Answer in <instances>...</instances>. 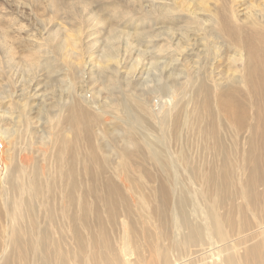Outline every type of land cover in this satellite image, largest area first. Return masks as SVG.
<instances>
[{"label":"bare ground","instance_id":"obj_1","mask_svg":"<svg viewBox=\"0 0 264 264\" xmlns=\"http://www.w3.org/2000/svg\"><path fill=\"white\" fill-rule=\"evenodd\" d=\"M241 5V0L237 7L236 0H193L192 8H183L174 2L155 0L151 9L138 10L140 18L153 19L161 28L166 26L173 32L177 30L171 40L185 38L183 42L189 46H185L189 53L185 55L181 44L172 41L175 47L173 45L170 50L169 46L156 45L148 59L150 64L162 65L164 80H157L155 85L148 87L143 99L138 93L139 98L133 100L134 97L132 102L128 98L130 92L124 94L122 90L119 97L103 102L108 108L106 111L116 116L114 128L119 127L115 136H111V143L106 141L107 138L102 140L106 154L100 153L102 146L99 147L96 140L100 136L98 127L107 121V112L95 115L72 97L56 102L55 106L52 101L50 105L56 109L51 106V116L46 114L48 110L42 112V124L35 121L39 117L30 111L29 106L36 105L30 104V98L34 96L30 81L35 78L33 83L36 85L44 77H55L54 81L58 78L55 75L60 71L51 74L56 61L54 59V65L51 64L49 52L62 47L56 48L55 44L44 52L40 46L36 50L26 48L24 42L19 53L11 47L5 50L9 63L20 60L14 64L17 62L19 66L16 68L19 78L25 80H21L22 84L14 91L18 96L16 100L10 90H4L6 85H0V136L1 141L11 147L3 158L6 172L0 175V264H264V217L257 218L255 213L249 212L254 220L249 218L244 206L250 205L252 210V197L242 187H236L242 177L241 168L248 170L252 187V177L261 173L259 153L264 155V45L258 46L264 40V15L261 14L263 19L259 20L257 15L252 16L249 12L251 8L245 7L241 12ZM122 29H112L107 39H115L126 31L125 35H129L128 30ZM133 32L138 35L136 41L149 35L144 28ZM8 36L7 32L2 33L3 45H10ZM200 41H204L200 44L202 50L197 48ZM109 46L101 51L99 61L101 68L111 69L114 75L123 61L117 46L115 50ZM144 52L139 50L136 54L146 56L147 51ZM200 52L205 57L202 59L205 70L202 71V61H192V65L198 66L185 69L188 60L192 56L198 57ZM176 53L181 58H174ZM168 56L170 60L167 61ZM226 58L229 63L225 65V71L220 70L221 67L218 70L219 61ZM40 66L44 68L40 70L44 74L37 73ZM227 73H230L229 80L220 81ZM105 79L113 84L111 75ZM47 82L46 85L50 84ZM26 83L30 84L28 91ZM124 90L128 92L127 88ZM108 91L104 92L108 94ZM153 92L161 97H154ZM241 93L250 96V106L237 98ZM186 95L189 108L184 101L185 105L181 104V98ZM148 96L161 100L158 112L151 108L152 100ZM250 108L254 117H251ZM37 126L47 128L43 132L37 128L39 141L34 139ZM105 130L100 131L109 133L108 128ZM238 131H242L239 138ZM188 136L195 137L193 145H203L210 151V156H197L196 160V156L183 154L181 149L174 154L171 144L177 140L182 142ZM227 138L236 142L226 143ZM117 140L124 142V146L118 145ZM240 140L249 142L246 150L237 148ZM141 151L161 172L158 199L156 193L158 202L156 200L153 206L140 192L143 185L134 181L132 174L135 172L128 173V169L131 170L127 163L129 154ZM238 156L246 159L247 165L240 168L235 163ZM112 157L114 162L110 161ZM173 161L183 167V175H177ZM92 170L116 174L127 190L122 187L124 191L120 192L121 186L116 188L113 179L111 182L108 177L104 186L108 192L105 203L109 208L117 204L122 194L137 192V195L136 192L130 194L136 196V203L133 199L136 207L131 205L133 212L121 222V241L115 249L107 235L97 241L94 233L87 231L90 235L86 238L79 229L78 222L84 224L86 218L92 216L89 215L93 209L90 210L87 195H91L95 187L85 185L81 178V174L91 175ZM83 188L87 189L83 191ZM117 193L119 197L115 196ZM237 197L243 202L237 203ZM162 205L166 206L165 210L160 209ZM115 217L116 213L110 219ZM66 242L69 243L67 246Z\"/></svg>","mask_w":264,"mask_h":264},{"label":"rangeland","instance_id":"obj_2","mask_svg":"<svg viewBox=\"0 0 264 264\" xmlns=\"http://www.w3.org/2000/svg\"><path fill=\"white\" fill-rule=\"evenodd\" d=\"M136 1H137V4H136L135 0H0V14H1L0 15V62H1L0 63V85H2V86L6 85V88L4 90L5 91L10 90L12 97L14 96L13 98H14V100H16L18 98V96L17 95L15 96L14 91L18 90V88L22 84V81L25 80V78H22V79L19 78L20 76H18V74H17L18 71L16 72V70H17L16 68H18L19 66L17 65V62L15 64H14V62L18 59H15L14 62H11V63L8 62L9 60L6 57L5 50H8L9 47L13 48L17 53H19L22 49V44L24 42H26L25 46H26V44H27V46L29 45V47L26 46V48H34V49L36 48L37 49L40 46V49L44 50V52H45L48 49L51 50V48L56 44L55 47L60 45V47H62V49L60 48V50H59L56 47L57 48L56 51L53 50L52 52H49V55H51V57L49 59H51V62H52L51 64H53V65L56 61V63H55L56 66L54 65L52 67L53 69H52L51 74L54 75L56 72L60 71L61 73L59 72L60 73L59 75L58 74L55 75L58 78H56L54 81L55 77L54 78L50 77L51 80L49 78H46V77H44L45 79L41 77L42 79L39 80L38 84H36V85H35V83H33L35 78H33V80L30 81V83L32 82V90H31L32 94L31 95L32 96L36 95V97L33 96L34 99L32 97L30 98V104L32 102V105L33 104L34 105L36 104V105L32 106V107L29 106V107H30V111L34 114L33 116L39 117L38 119L36 118V120H35L36 122L37 121L40 122L39 124H42V121H43V119H42L43 113L42 112L44 110H46V111L48 110L47 112H49V114L47 112H46V114L51 116V113L53 112L52 107L55 106V103L61 102L62 100L63 101L68 100L67 98L70 99V97H72L73 99H78L81 105H83L84 107H87L88 109H91V111H93V113L95 115L96 114H105V112H107L106 110H108V108H105L103 106V102L104 103L109 102L111 100V97H114V96L119 97L121 95L122 90H123L124 94H128L130 92L128 94V98L130 100H132L134 97L135 98L133 100H135L137 97L139 98L140 94H141L140 96L143 99V97L147 95V94H145V92H146L145 90H147L148 87L155 85L158 81L164 80V76L161 72V69L163 68L162 65H157L155 63L150 64L151 62L149 60L151 58L149 55L152 54L154 50H156V48H155L156 45L161 44V46L162 45H165L167 47L169 46V50H170L173 48V45H174L172 42H174V43L176 42L177 44H181V50H183L182 52L186 51L185 55L187 53H189V51H187L185 49V46L187 45L183 42L185 38H180L179 40L175 39V41H174L173 38L176 35L177 30H174V32H173V30L168 29L166 26H165V28H163V27L161 28V25L158 23H155L153 21V19L152 20L150 19L148 21L147 19H142L139 17L140 13L138 10H140V12H141L142 10L145 9V7L147 10L151 9L152 5L155 4V0H151V1L145 0L143 2H142V0H136ZM166 1L167 2H174L176 5L183 6V8H187V7L192 8V6H193V0H166ZM263 1L264 0H241V2H242V5L240 7L242 9L241 12L245 11V7L247 10L249 8H251V11L252 10L253 11L252 12L249 11V12L252 13V16H254V14H255L258 16V19L261 20V19H263L261 14L264 15L263 14L264 13V9H263L264 2ZM139 2H140V4H139ZM237 2H238V0H236V7H237ZM260 7H262V8L260 9ZM255 12H257V13H255ZM120 28H123L122 30H124V31L128 30L129 35H125L127 33V31H126L122 35L120 34L119 37L117 35V37L115 39L114 38L110 39V40L107 39V37L112 34L111 33L112 29H120ZM142 28H144V31L146 30L150 36L147 35L145 38H142L141 41H136L135 37H137L138 35H136V33H134L133 31H137V30H140ZM162 30H163V32H162ZM169 30H171V31H169ZM3 32L8 33V35H9L8 37H10V39H9L10 45H7V46L3 45V43H2V33ZM155 32H156V34L153 35ZM172 34H173V38L171 40L170 37L172 36ZM158 35H160V36H158ZM155 37H156V39H155ZM159 38H160V40H158ZM104 39L106 41H104ZM144 39H145V41H144ZM152 40H155V41H152ZM108 41H109V43H112V45H110L108 43ZM203 42L200 41V43H198L199 44L197 46V48H199L198 50H202L201 48H203L202 47ZM200 44H202V45H200ZM263 45H264V40L258 43V46L262 47ZM105 46H107V48H108V46H109V48L111 46H113L114 50L117 46V50L120 52L119 57L122 58L121 61H123V64H122L123 67L121 66L120 69H118L119 72L117 70H115L114 75H113L114 71L110 72L111 69L109 70V68H105V69L101 68V61H99V59H100L99 55L101 54V51L104 52V50L107 49ZM99 47H100V49H99ZM174 47H175V45H174ZM187 47L189 48L188 45H187ZM96 48H97V50L98 49L99 50L97 51ZM221 49H222V51L225 50V48H223V47H221ZM139 50L140 51L144 50L145 52L147 51L146 56L145 55L138 56L136 53ZM197 52H199V51H197ZM17 53L15 54V56L17 55ZM179 53L173 54V57L174 58H178V57L181 58V55L178 56ZM52 54L54 56H52ZM76 54H77V56H76ZM180 54H182V53H180ZM225 54H227V52ZM201 56H202V58H201ZM141 57H144V58L142 59ZM148 57H149V59H148ZM40 58H42V57H40ZM168 58H169V56H168ZM191 58L188 60L189 61V62H187L188 64H185V67H184L185 69H186V67L191 68V66H198L196 64L192 65V61H198L200 63V61H202V59H204L205 57L200 52L198 57L192 56ZM54 59H55V61H54ZM137 59H138V61H137L138 64L136 63ZM163 59H165V58H163ZM166 60L168 61V60H170V58L169 59L166 58ZM18 61H20V60H18ZM203 62L205 63V61L203 60L201 62V65H203L202 71L205 70L204 67H206V64H204ZM219 62H220V64H219L220 66L218 65V70L221 67L222 69L220 68V70L224 69V71H225V69H226L225 65L227 66V63H229V59H227V58L225 60L222 59V61H219ZM19 63L20 62H18V64ZM11 65L13 67H11ZM42 68L40 66L39 69H37V73L44 74L43 71L42 72L40 71V70L44 69V68L43 69ZM13 69H15V70H13ZM58 69H60V70H58ZM12 71H14L13 74H12ZM159 71H160V73H159ZM163 72H164V68H163ZM102 74H103V76H102ZM109 75H111V77L113 79V84H112V82L106 81V79H105ZM40 76H43V75H40ZM104 76H105V78H104ZM229 76H230V73L229 74L227 73V75H222L220 78V81L223 82V81L229 80L228 79ZM7 77H9V78H7ZM92 78H93V80H92ZM45 80H46V82L49 80L50 82L48 81L47 83H50L51 85L50 84L46 85ZM107 82H108L109 87H110L109 89H111V90L108 89ZM127 82L131 88L127 85ZM60 83L62 85H60ZM97 83L100 86H95V85H97ZM9 84H10V86H9ZM26 84H27L26 88L28 91V87L30 84L29 83H26ZM70 84H71L72 88H70ZM103 84H104V87H103ZM105 85H107V86H105ZM7 87H9V88L7 89ZM40 88H41V91H40ZM126 88H127L128 92H126L124 90ZM59 89H61L60 90L61 93L58 92ZM106 89H107V91L109 90L108 92H110L111 94L110 93L106 94L107 92H104V91H106ZM35 91H36V93H35ZM132 92L134 95L132 94ZM142 92H143V94H142ZM138 93H140V94H138ZM155 94H157V95H155ZM152 95L154 97H161V95H159L156 92H153ZM149 96H148V98L150 99ZM6 97H5V99H6ZM154 97H152L150 99L152 101H150V100L149 101H150V104L152 105L151 108L154 110V112H158L160 110L161 100L158 101V100H156L157 98H154ZM38 98L41 100L38 101ZM162 98H165V96H162ZM187 98H188L187 95L183 96L181 98L182 99L181 104L184 101V103L186 105L184 103L183 104L185 106H187V108H189V103L187 102ZM237 98L247 102L249 104V106L251 105V99L247 93H241L240 95L237 96ZM31 99H32V101H31ZM52 99H54V100H52ZM133 100H132V102H133ZM52 101L54 104V105L52 104L53 106L50 105ZM152 102H153V104H152ZM41 104H44V106ZM45 105L46 106L48 105L47 108ZM157 106L159 107V109L158 108L156 109ZM262 107L263 106H261L260 108H262ZM38 108H40V109H38ZM48 108H50V109H48ZM53 108H55V107H53ZM185 109H184V111H185ZM35 111H37V112H35ZM50 111H51V113H50ZM31 112H30V116L33 117ZM250 112H251V117L252 116L254 117V113L252 111V108H250ZM37 114H38V116H36ZM39 114L41 116H39ZM35 117H33V118L35 119ZM115 117H116L115 115L107 112L106 113L107 121L102 122L101 125L98 127V132H100V136L97 137L96 144L98 143L100 145V146L98 145L99 147H101L103 145V141L106 140V138H107L106 141L108 143H111V136H113V135L115 136L114 133H116V131L119 129L118 126H115V128H114V123L117 122V119H115ZM118 123H121V122H118ZM121 124H123V123H121ZM37 128L41 129L40 131H42V132H43V130H46L47 128L42 129L40 126H37L35 128L36 133H35L34 139H36V141H39L38 136L40 135L39 134L40 131L38 130V132H37ZM105 128L109 129L108 130L109 133L108 132L105 134L102 133V131L104 132L107 130V129L105 130ZM101 129H102V131H100ZM80 133H81L80 134L81 136L84 135V133H82V132H80ZM241 133H242V131H238V133H237L238 138L242 136ZM68 134H70V133H68ZM230 141H232L233 143L236 142V140L230 139V138H227L225 142L229 143ZM4 142L5 141H1V136H0V158H1V160H0V175L1 176L4 175L6 172V165H5V161H4L5 159H3V158H5L6 153H8L7 151H9L11 149L9 144H7L6 142L4 143ZM182 142H183V144H182ZM182 142H178V140H177L175 143L171 144V146L173 147V148H171L172 152L175 149V152H173L174 154L178 152V151H176L177 149H181L183 154L196 156V160L198 159L197 156L198 157H201L204 155L210 156V151L204 149L203 145H198V146L193 145L195 143V137L188 136L186 138V140H183ZM117 144L123 145L124 142L117 140ZM238 144H239V146L237 144L236 145L238 146L237 148L239 150H246L249 142H245V140H240V141H238ZM125 146H128V145L125 144ZM101 148H102V150H101ZM101 148H99L100 153L104 152L103 154H106L103 146ZM259 156L261 159V162L259 163L261 173L258 174V176L255 178L252 177V187L250 186L251 182H250V176H249L248 170L244 171V169L241 168V166L247 165L246 159H244L242 156H238L236 158L237 161L235 160V163L237 162L238 166L241 168V170H243L241 180L238 182L236 187L237 188L242 187L245 190L246 194L250 195L252 197V210L249 207L250 205L244 206V207H246L244 209V211L249 216V218H251L252 220H254L253 216L252 215L250 216V213H252V212L255 213L254 216L257 218L264 217V155L260 152ZM147 157L148 156L145 154L144 151L136 152L134 155L129 154V157L127 159V163H128V168L130 166L131 170L129 168L128 173L131 175L133 172H135L132 174L133 178L135 177L134 181H137V183L143 185L142 191H140V192L146 196L147 203L150 206H153L154 204H156L158 202V200H157L158 199V188H159V183H160L159 182L160 180L158 181V179H160L161 172L159 170V167H156L151 162V159H149ZM110 161L114 162L115 158H113V157L110 158ZM174 163H175V165H174ZM176 164L177 163L175 161H173V165L176 169L177 175H179V176L183 175L184 172L181 171V170H184L183 167L177 166ZM132 169H133V171H132ZM130 171H132V172H130ZM164 173H167V172L164 171ZM136 175L139 176L138 177L139 179L137 178ZM108 177H110V178H108ZM81 178H82V180H84L83 183L85 185H88L91 188L92 187H95V188H92L93 193L91 195H87V198L89 199L90 204H91L90 210L93 209V210H91L89 215H92V216L86 218L87 221H85L84 224L81 221L78 222L79 223L78 225H80L79 229H81L82 235L86 238H88L90 235V234H88L87 231L94 233L95 234L94 237H96L95 239L97 241H99L100 239H102V237L107 235L106 237L108 239H110V241L112 242L114 249H115V246L117 248V246H119L120 241H121V233H122L121 222L124 221L127 217H129L131 212H133V209L136 207V205L134 204V200L136 203V196L135 195H137V192L135 191L136 192L135 195L132 194L134 197H132L130 195L132 191L128 192L129 194H126L124 192L125 193L124 195L121 193L122 195L121 194L120 195L123 196L124 198L121 197V199L117 202V204L114 205L115 208H114V206H112V208H113L112 209V208H109L105 203V198H107L106 195L108 196V192L104 186V181L108 178L112 182V179H113L114 182H112V184L114 186H116V188L119 186H121L120 188H122L123 186H122L121 182H119V180H117L116 174L111 173V172H105V173L100 172L99 173V171H97V170H95V171L92 170L91 175L81 174ZM136 179H138V180H136ZM146 179H147V181H146ZM139 181H141V182L143 181V182L141 183ZM94 185H96V186H94ZM126 186H128V183ZM120 188H118L120 190V192L123 190V188L125 191H127L125 189V187H123L122 189H120ZM86 189L87 188H83L82 190L85 191ZM118 189H117V191H119ZM135 192H132V193H135ZM118 193L115 194V196L118 195ZM156 193H157V199H156ZM151 194L153 196L150 197ZM125 195H126V197H125ZM130 196H131V198H129ZM116 197H119V196H116ZM156 200H157V202L155 203ZM242 200L243 199L241 197H239L238 199H236V202L242 203L243 202ZM124 205H125V207H124ZM131 205H133L134 208ZM249 208L251 211L249 210ZM160 209L165 210L166 206L162 205V206H160ZM128 210H130V211H128ZM114 213H116V217L113 219H110L112 217V214H114ZM118 221H119V223H118ZM78 225H76V227ZM84 229H85V231H84ZM79 233H80V230H79ZM97 237H100V238L97 239ZM117 243H118V245H117ZM68 244L69 243L66 242L65 245L67 246ZM71 244L74 245L73 243H71ZM1 248H2V243L0 241V253H1ZM71 250H72V248H71ZM240 251H241V249H240ZM1 255H2V253H1Z\"/></svg>","mask_w":264,"mask_h":264}]
</instances>
